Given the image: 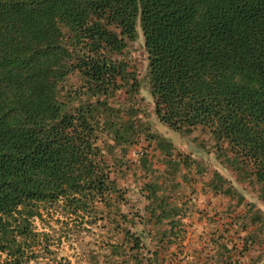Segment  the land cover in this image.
<instances>
[{
  "label": "trees",
  "instance_id": "obj_1",
  "mask_svg": "<svg viewBox=\"0 0 264 264\" xmlns=\"http://www.w3.org/2000/svg\"><path fill=\"white\" fill-rule=\"evenodd\" d=\"M138 25L157 118L206 126L264 183V0H0V264L51 252L35 227L48 208L110 193L98 108L68 109L60 93L73 70L92 96L119 88L110 53Z\"/></svg>",
  "mask_w": 264,
  "mask_h": 264
},
{
  "label": "rangeland",
  "instance_id": "obj_2",
  "mask_svg": "<svg viewBox=\"0 0 264 264\" xmlns=\"http://www.w3.org/2000/svg\"><path fill=\"white\" fill-rule=\"evenodd\" d=\"M137 32L110 53L123 69L119 88L92 96L78 70L62 82L68 109L98 108L96 144L111 191L86 211L48 208L35 227L51 252L29 264L51 255L62 264H264V183L206 126L177 132L157 118Z\"/></svg>",
  "mask_w": 264,
  "mask_h": 264
}]
</instances>
